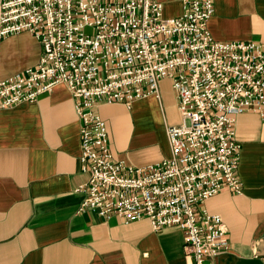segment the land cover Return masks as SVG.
I'll list each match as a JSON object with an SVG mask.
<instances>
[{
	"label": "built area",
	"instance_id": "1",
	"mask_svg": "<svg viewBox=\"0 0 264 264\" xmlns=\"http://www.w3.org/2000/svg\"><path fill=\"white\" fill-rule=\"evenodd\" d=\"M165 17L158 0H0V37L28 31L39 62L0 79V109L35 102L63 84L80 122L79 210L148 218L154 230L184 231L188 264H207L230 248L220 214L204 202L223 188L243 192L237 114L264 109V44L220 40L210 30L214 0H182ZM172 79L181 122L166 128L171 156L146 166L116 159L102 103L131 106Z\"/></svg>",
	"mask_w": 264,
	"mask_h": 264
},
{
	"label": "crops",
	"instance_id": "2",
	"mask_svg": "<svg viewBox=\"0 0 264 264\" xmlns=\"http://www.w3.org/2000/svg\"><path fill=\"white\" fill-rule=\"evenodd\" d=\"M165 17L182 0H158ZM209 26L220 40L264 44V0H214ZM42 44L28 31L0 37V79L35 66ZM114 157L146 166L171 156L166 128L181 122L170 77L132 105L102 103ZM242 144L243 192L229 188L203 207L220 214L230 248L207 264H264V109L236 115ZM80 122L68 88L57 85L35 102L0 109V264H188L179 226L154 230L148 218L129 223L118 215L79 210L88 174L80 160Z\"/></svg>",
	"mask_w": 264,
	"mask_h": 264
}]
</instances>
